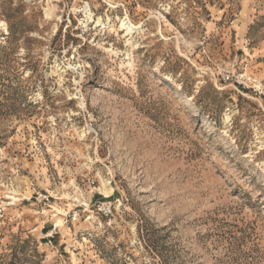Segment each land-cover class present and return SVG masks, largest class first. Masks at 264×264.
<instances>
[{
	"label": "rangeland",
	"instance_id": "rangeland-1",
	"mask_svg": "<svg viewBox=\"0 0 264 264\" xmlns=\"http://www.w3.org/2000/svg\"><path fill=\"white\" fill-rule=\"evenodd\" d=\"M0 264H264V0H0Z\"/></svg>",
	"mask_w": 264,
	"mask_h": 264
},
{
	"label": "bare ground",
	"instance_id": "bare-ground-1",
	"mask_svg": "<svg viewBox=\"0 0 264 264\" xmlns=\"http://www.w3.org/2000/svg\"><path fill=\"white\" fill-rule=\"evenodd\" d=\"M49 7H50V6H49ZM51 9H52V8H51ZM43 10L45 11L46 14H50V13H48V12H50V11H49V8H48L47 6L44 7ZM84 11H85V13L87 14V17H88V18H91L92 15H91V11H90V9H89L88 4L85 5V7H84ZM46 16H48V15H46ZM1 25H4V24L2 23ZM121 26H123V27L126 29L127 33H128V32H130V33H131V32H139V30H141L139 27L135 26V25L132 24L131 22H124V20H122V22H121ZM127 65H128L129 67H132V62L128 61V62H127ZM105 193H108V191L105 190Z\"/></svg>",
	"mask_w": 264,
	"mask_h": 264
}]
</instances>
